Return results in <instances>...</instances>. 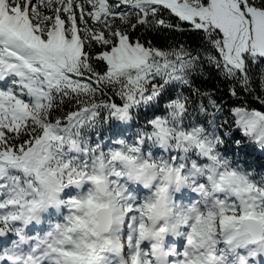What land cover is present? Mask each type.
Segmentation results:
<instances>
[{
    "label": "snow or ice",
    "instance_id": "obj_1",
    "mask_svg": "<svg viewBox=\"0 0 264 264\" xmlns=\"http://www.w3.org/2000/svg\"><path fill=\"white\" fill-rule=\"evenodd\" d=\"M0 264H264V0H0Z\"/></svg>",
    "mask_w": 264,
    "mask_h": 264
},
{
    "label": "clouds",
    "instance_id": "obj_2",
    "mask_svg": "<svg viewBox=\"0 0 264 264\" xmlns=\"http://www.w3.org/2000/svg\"><path fill=\"white\" fill-rule=\"evenodd\" d=\"M140 187H144V185L140 184ZM77 193H82L85 197V204L83 205V209L81 210L80 218L76 224L77 229H80V230L88 229L90 223H92L94 226L98 227L99 224L102 222V218L92 219V217H90L88 215L89 212H96L97 211L96 201L87 199V197H88V189L87 188L78 189ZM69 198L70 197H66L64 199L67 200ZM71 198H76V195H73V197H71ZM69 214H70L69 208L65 207V211L63 212V218L67 217ZM63 218L59 222H63ZM56 223H58V222H53L52 226L54 227Z\"/></svg>",
    "mask_w": 264,
    "mask_h": 264
},
{
    "label": "trees",
    "instance_id": "obj_3",
    "mask_svg": "<svg viewBox=\"0 0 264 264\" xmlns=\"http://www.w3.org/2000/svg\"><path fill=\"white\" fill-rule=\"evenodd\" d=\"M201 81L203 82L201 83ZM197 82L204 89L219 88L223 90V87H224V85L218 79L211 78V77L206 80H204L203 78H198ZM108 134L110 135V133Z\"/></svg>",
    "mask_w": 264,
    "mask_h": 264
},
{
    "label": "rangeland",
    "instance_id": "obj_4",
    "mask_svg": "<svg viewBox=\"0 0 264 264\" xmlns=\"http://www.w3.org/2000/svg\"><path fill=\"white\" fill-rule=\"evenodd\" d=\"M51 222H54V221H51Z\"/></svg>",
    "mask_w": 264,
    "mask_h": 264
}]
</instances>
